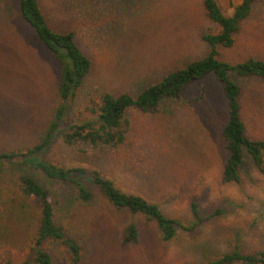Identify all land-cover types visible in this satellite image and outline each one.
Here are the masks:
<instances>
[{"label":"rangeland","instance_id":"rangeland-1","mask_svg":"<svg viewBox=\"0 0 264 264\" xmlns=\"http://www.w3.org/2000/svg\"><path fill=\"white\" fill-rule=\"evenodd\" d=\"M216 2L229 16L231 3L240 0ZM38 3L49 26L72 32L93 64L77 97L66 105L64 124L39 156L67 169H95L122 191L142 196L184 225L194 219L192 203L201 217L215 209L221 214L194 232L178 229L176 238L165 243L154 223L114 210L87 174L72 175L75 184L93 195L83 203L74 183L49 180L32 166L4 164L0 264H24L37 231L35 203L19 188L23 169L49 192L55 223L81 245L77 264H204L234 250L264 251V175L244 153L240 183L222 181L228 158L221 135L227 104L212 76L188 84L178 99H164L154 110L128 111L127 139L118 150L106 153L83 143L67 147L61 140L66 121L102 93L136 97L166 74L205 57L209 47L203 36L217 33L218 27L207 18L202 0ZM218 51V59L232 65L250 57L264 59V0L254 4L232 47ZM58 81L57 63L22 21L17 0H0V152L26 149L37 142L59 103ZM235 81L241 88L246 135L264 140V80L236 77ZM129 223L136 226L138 239L122 246ZM45 248L51 264H74L61 246L47 243Z\"/></svg>","mask_w":264,"mask_h":264},{"label":"trees","instance_id":"trees-1","mask_svg":"<svg viewBox=\"0 0 264 264\" xmlns=\"http://www.w3.org/2000/svg\"><path fill=\"white\" fill-rule=\"evenodd\" d=\"M258 1L240 0L236 5L231 3L232 13L227 16L216 0H202L207 18L218 27L217 33H207L203 36L209 47L208 54L191 61L184 68L166 74L136 97L129 93L117 96L102 93L97 101L91 100L83 110L66 121V130L61 135L62 143L67 147L83 143L106 153L118 150L124 146L127 139L125 116L128 111L154 110L164 99H178L188 84L212 76L220 86L227 104V121L221 135L228 158L223 166L222 181L240 183L244 153L251 158L257 171L264 175V140L246 135L241 116V88L235 81L236 77L264 80V59L250 57L234 65L218 59V49L232 47L234 35L240 31L242 23L250 16L254 4ZM17 8L24 24L51 54L59 67V81L56 86L59 103L52 119L40 132L34 145L26 149L0 152V170L4 164L5 166L20 164L26 168L32 166L49 180L70 183H74L73 174H87L98 193L114 210L125 211L132 216L141 215L147 223H154L161 240L165 243H170L176 238L178 229L194 232L204 221L220 215L221 211L215 209L208 216L201 217L197 205L192 203L190 208L194 219L190 224L184 225L176 218L166 217L156 204L142 196L122 191L95 169L88 170L82 167L67 169L44 161L39 156L51 144L56 130L64 124L66 105L77 97L93 64L77 45L72 32H58L49 26L38 0H17ZM19 183L21 194L34 201L38 217L36 235L24 264H51V257L45 248L47 243H55L64 248L69 253L71 261L77 264L81 259L82 247L76 239L67 235L62 226L55 223L49 192L24 169L19 176ZM74 186L81 202L88 203L92 200L93 195L86 188L75 183ZM123 233L122 246L137 242L138 232L134 223H129ZM204 264H264V251L244 254L234 250Z\"/></svg>","mask_w":264,"mask_h":264}]
</instances>
